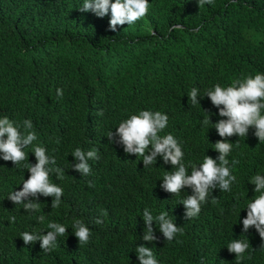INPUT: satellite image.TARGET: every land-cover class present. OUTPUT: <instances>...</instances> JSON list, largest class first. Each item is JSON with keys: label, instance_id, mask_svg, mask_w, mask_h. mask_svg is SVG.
Wrapping results in <instances>:
<instances>
[{"label": "trees", "instance_id": "1", "mask_svg": "<svg viewBox=\"0 0 264 264\" xmlns=\"http://www.w3.org/2000/svg\"><path fill=\"white\" fill-rule=\"evenodd\" d=\"M83 3L0 0V118L17 124L30 119L37 134L20 166L0 158V264H139L140 245L152 248L159 264H237L227 249L234 239L250 243L241 264H264V240L254 227L244 233L242 224L244 208L259 195L249 182L264 175V143L254 128L247 137L228 138V159L239 161L232 191L213 189L192 219H185L181 203L192 190L175 196L160 187L175 167L157 157L144 168L143 157L126 154L118 137L108 138L131 115L160 111L169 121L159 135L171 133L181 143L189 174V162L199 166L205 155L216 159L213 144L222 138L213 124L226 118L203 96L216 84L227 87L264 73V0H214L203 7L197 0H149L146 17L115 32L110 15L81 12ZM193 87L200 105L188 99ZM206 116L212 122L207 126ZM36 145L46 147L64 175L50 174L63 189L59 208L51 207L52 197L40 196V210L33 213L7 198L30 175L24 165L36 163ZM76 148L98 150L99 159L88 161L91 175L72 168ZM145 208L154 217L167 211L183 235L169 242L153 221L157 239L144 241ZM98 218L103 223L96 224ZM77 219L92 231L86 245L74 235ZM48 222L68 228L57 247L44 252L39 241L25 246L21 233L46 234Z\"/></svg>", "mask_w": 264, "mask_h": 264}, {"label": "clouds", "instance_id": "2", "mask_svg": "<svg viewBox=\"0 0 264 264\" xmlns=\"http://www.w3.org/2000/svg\"><path fill=\"white\" fill-rule=\"evenodd\" d=\"M197 3L199 7H203L205 4L213 5L214 0H197ZM230 3H235V0H230ZM149 7V0H84L83 6L79 10L92 12L98 18L110 15L109 29L115 32L118 25H133L146 17ZM57 95L62 96L63 90L57 89ZM205 96L218 109L219 116L226 118L213 124L218 135L222 138L213 144L214 150L219 153V156L213 159L211 156L205 155L199 166L189 162L190 174L188 166L184 163L185 153L181 143L171 133L164 136L159 135L168 126L169 117L166 113L141 110L138 114H133L122 121L116 128V132H110L108 135L111 141L114 137L119 138L117 142L123 146L126 154L143 157L144 168L156 164L157 157H161L165 165L171 164L172 168H176L174 172L164 175L160 187L175 196H179L181 191L186 188L192 190V194L187 195L181 201L186 209L185 219L199 216L202 204L208 202L209 194L213 189L218 188L223 192L232 191V185L237 179L232 173V169L239 161L235 159L229 161L228 159L233 149V143L229 142L228 138L247 137L249 129L254 128V135L258 138L259 143H264V73L257 72L254 76L248 75L243 79H235L227 87L216 84L203 97ZM197 97L198 89L193 87L188 94V99H191L194 106L200 105ZM98 114L103 115L102 112ZM210 123L212 124L210 116H206L202 121L205 126ZM21 127L23 132L20 131ZM33 128V122L30 119H25L21 124H17L7 116L0 118V154H2L0 158L12 162L14 166H20L22 162L28 160V154L24 149L33 145V142L37 140V134ZM32 153H34L36 163L24 165L30 175L24 179L22 189L10 193L7 199L15 205L22 204L25 211L34 213L40 210L38 202L40 196L52 197L51 207L59 208L63 189L51 182L50 174L55 173L57 178L62 179L64 171L56 166V158L47 154L46 147L36 145ZM72 156L77 161L72 165V168L83 176L92 173L88 161L99 159L96 149L85 153L82 149L76 148ZM88 183L90 187L94 186L91 181ZM249 183L255 186L253 191L259 195L244 208L247 210V215L242 221L243 232L247 233L250 228L254 227L261 239L264 240V175L256 174ZM212 202L217 203L216 197H213ZM142 218L146 228L142 239L146 242L151 243L157 239L154 235L153 221L159 223V231L169 242L173 241L177 234L183 235V228L176 225L167 211L154 217L145 208ZM45 219L43 215L37 217L40 223H44ZM11 220L15 222V217H12ZM95 223L101 224L103 220L98 218ZM47 227L51 231L46 234L27 231L21 233L20 238L24 245H32L39 241L42 251H53L57 247V237L64 236L68 228L56 222H48ZM73 228L79 245L88 244L92 236L91 229L79 219L74 221ZM249 247V241L234 239L228 244L227 249L230 253L235 254L237 264H241L246 258ZM252 251L255 250L252 248ZM136 254L139 264H159L152 248L140 245L136 247Z\"/></svg>", "mask_w": 264, "mask_h": 264}]
</instances>
